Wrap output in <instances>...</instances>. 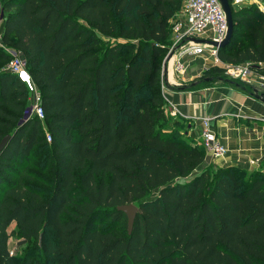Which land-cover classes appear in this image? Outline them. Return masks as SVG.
<instances>
[{
	"label": "trees",
	"instance_id": "trees-1",
	"mask_svg": "<svg viewBox=\"0 0 264 264\" xmlns=\"http://www.w3.org/2000/svg\"><path fill=\"white\" fill-rule=\"evenodd\" d=\"M1 5V41L25 59L51 143L39 170L48 178L26 174L46 136L23 119L26 85L0 67V141L11 135L0 153V264H264V174L205 165L200 142L167 113L161 61L182 0ZM231 12L220 58L264 74V9ZM237 27L246 43L230 48ZM9 59L0 49V66ZM128 204L139 208L131 234L116 210ZM13 223L39 260L10 255Z\"/></svg>",
	"mask_w": 264,
	"mask_h": 264
},
{
	"label": "crops",
	"instance_id": "crops-1",
	"mask_svg": "<svg viewBox=\"0 0 264 264\" xmlns=\"http://www.w3.org/2000/svg\"><path fill=\"white\" fill-rule=\"evenodd\" d=\"M173 59L170 64H174ZM183 68L187 69L186 65ZM204 68L189 65L191 78L186 82L199 76ZM167 73L165 80L171 82ZM207 79L204 83L194 80L181 88L168 85L161 91L167 102V113L181 124L180 133L192 144L200 142L199 119H210L219 142L227 150V156L217 163L205 157V165L214 163L221 168L235 167L264 174V101L253 95L245 85L228 80L222 82L219 78H216L219 82L205 84L216 81ZM252 160H258V166L249 165Z\"/></svg>",
	"mask_w": 264,
	"mask_h": 264
},
{
	"label": "built area",
	"instance_id": "built-area-1",
	"mask_svg": "<svg viewBox=\"0 0 264 264\" xmlns=\"http://www.w3.org/2000/svg\"><path fill=\"white\" fill-rule=\"evenodd\" d=\"M230 7L242 8L256 5L264 9L259 0H228ZM183 20L174 26V38L181 42V48L189 44L197 46L193 52L207 51L209 59H212L209 68L221 69L225 74L233 79H239L253 95L264 96V74L252 68L251 64L236 65L235 67H225L219 58V44H221L228 31V23L225 12L219 0H184L182 6ZM202 40L203 42H196ZM214 44H217L215 46ZM182 57V56H181ZM180 58V57H178ZM206 58V60H207ZM178 69L183 70V65L178 64ZM208 68V69H209ZM8 71L13 74L18 81L24 83L27 91L32 95L24 111L23 119L36 118L44 121V111L41 106V97L31 81V77L26 69V62L21 52L14 50L13 58L9 63ZM201 132L199 135L200 146L203 148L205 157L217 163L227 156L226 148L219 142L214 129L210 125L209 118H201ZM46 142L51 143V137L46 135ZM251 166H258V160L248 162ZM10 255L13 251L10 249Z\"/></svg>",
	"mask_w": 264,
	"mask_h": 264
},
{
	"label": "rangeland",
	"instance_id": "rangeland-1",
	"mask_svg": "<svg viewBox=\"0 0 264 264\" xmlns=\"http://www.w3.org/2000/svg\"><path fill=\"white\" fill-rule=\"evenodd\" d=\"M3 1L4 0H0V28H1V24H2V16L4 13V11L2 9V5H1V4H3ZM183 3H184V0H182V6H183ZM182 6L179 9L178 13L176 15H174V17H172V19L169 22L170 37H169L168 46H167L168 50H167V53L163 56L162 61H161V81H160L161 91H163L164 89H167L168 85H171L170 87L173 86L175 88H181L185 85L190 84L194 80H200L201 82L204 83L205 79L213 78V77L215 78V80H216V78L221 79L222 82H226L225 80H228V81H233L235 83H239L241 85H245L239 79H233V78L227 76L223 70H222V72L218 73V72H216L215 68H212V67L209 68L211 66L212 59H209V54H208V58H207V55H206L208 53L207 51L200 52V53H197L196 51L195 52H188V53L186 52L185 54L182 55V52L185 49L190 47V44H189L186 47L181 48L183 46V45L180 46L181 42L177 41L174 38V26L183 20V16H182V12H181ZM245 39H246V34L243 32H240V28L237 27L235 30V37L233 39L232 46H230V48L231 47L236 48V47H239L241 45H244L246 43ZM105 40H107V39H105ZM0 49L3 50L4 53L10 55V59L6 60L0 66L3 71H6V70L8 71L9 63H10L11 59L13 58L14 49H12L11 47L5 46L2 43L1 38H0ZM169 54H171L170 58L166 59V57ZM176 56L180 57V58H176ZM173 57L175 60L173 59ZM206 58H207V60H206ZM219 58H220V56H219ZM172 59L175 61L174 64L173 63L170 64ZM220 60H221V62H223L225 67H235L236 66L234 64H229V63L222 61L221 58H220ZM178 64L186 65L187 69L185 68V69L180 71V69H178V67H179ZM189 65L192 67L196 66L199 68L202 66L203 68L204 67L205 68L202 70V73L199 76L193 77L194 79H190V81L186 82V80L188 78H191V74L189 73V70H188ZM211 70H212V72L207 74V72H209ZM213 70H215V71L213 72ZM167 72H169V74H170V81L172 83L167 82L165 80V78H167V75H168ZM216 82H219V81L216 80V81L208 82L205 84H214ZM204 86H206V85H204ZM30 99H32V95H30L28 93V99L27 100L29 101ZM40 125H41V129L43 131V134L46 136V134H48L49 132L46 128L45 122L41 121ZM49 145H50V143L45 142V143L37 145L32 150V152L30 154L29 162L27 163V165H25L26 174L31 172V171H34L35 175H37L41 178H44V179L48 178L46 172H44V171L41 172L39 170L42 169L43 167H45L44 161H45V158L47 155L46 153H47V149H48ZM212 164H214V163H212ZM215 166L220 167L218 165H215ZM48 188H49V186H48ZM0 190H1V192H3L4 188H0ZM14 229H15V224L13 223V224H11V226L9 227V230H8L9 235H10L9 236V247L13 251V256L22 257L24 254L27 253V254L33 255L35 257V259L39 260L40 259L39 254H35V253L32 254L31 249L34 247V243L25 242L22 239L18 238L17 235L15 234Z\"/></svg>",
	"mask_w": 264,
	"mask_h": 264
},
{
	"label": "water",
	"instance_id": "water-1",
	"mask_svg": "<svg viewBox=\"0 0 264 264\" xmlns=\"http://www.w3.org/2000/svg\"><path fill=\"white\" fill-rule=\"evenodd\" d=\"M225 15H226V19H227V23H228V31H227V35L224 39V41L219 44V48L222 49L224 48L226 45H228V43L231 40L232 37V31H233V18H232V12H231V7L229 5L228 0H219ZM196 42H203L202 40H196ZM215 46H217V44H214ZM171 56V54H169L166 59H169ZM210 80V79H207ZM258 99H261L264 101V96H260V95H255ZM11 135H6L5 137L2 138V140L0 141V153L4 150V148L8 145L9 141H10ZM117 211H120L122 213L125 214L126 218H127V230H128V234H131L132 232V228H133V224H134V220L136 218L137 213L139 212V208L134 205V204H128V205H122L116 208Z\"/></svg>",
	"mask_w": 264,
	"mask_h": 264
},
{
	"label": "bare ground",
	"instance_id": "bare-ground-1",
	"mask_svg": "<svg viewBox=\"0 0 264 264\" xmlns=\"http://www.w3.org/2000/svg\"><path fill=\"white\" fill-rule=\"evenodd\" d=\"M197 49V46L194 45V44H190V47L185 49L183 52H182V55L185 54L186 52H193V50H196Z\"/></svg>",
	"mask_w": 264,
	"mask_h": 264
}]
</instances>
